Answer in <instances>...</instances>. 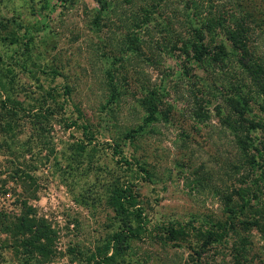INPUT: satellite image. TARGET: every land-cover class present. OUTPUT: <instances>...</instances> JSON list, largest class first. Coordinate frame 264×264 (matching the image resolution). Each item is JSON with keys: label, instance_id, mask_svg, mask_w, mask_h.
<instances>
[{"label": "rangeland", "instance_id": "374dc122", "mask_svg": "<svg viewBox=\"0 0 264 264\" xmlns=\"http://www.w3.org/2000/svg\"><path fill=\"white\" fill-rule=\"evenodd\" d=\"M93 7H97L94 0H0V100L20 104L14 136L0 131V205L12 214L33 212L48 224L53 255L41 264H83L72 250L93 249L115 221L100 181L115 177L130 181L145 228L132 240L124 264H182L193 237L165 239L163 227L220 214L219 203L208 189L195 186V170L201 168L202 177H209L211 184L229 183L218 180V166L210 158L216 151L231 154L229 137L220 129L213 109L220 105L213 83H220L223 74L217 67L207 66L205 72L191 64L189 73L178 78V67L170 76L165 69L175 66L171 59L165 58L157 67L134 63L139 73L164 86V99L173 108L167 122L158 119L145 126L133 142L121 138L122 130L141 123V114L131 94L113 106V113L104 104L108 91L102 72L84 44L90 36L88 18ZM24 24L31 25L33 35L26 46L22 43L27 35L19 26ZM9 30L19 36V43L2 40ZM259 50L264 51V40ZM193 94L208 115L202 122L192 114L197 109ZM40 108H47L48 120L34 135L25 110ZM80 142L86 143V151L77 157L75 144ZM113 143L130 159L131 169L120 154L112 152ZM135 160L147 173L136 172ZM8 239L0 232V264H20L22 253L2 245Z\"/></svg>", "mask_w": 264, "mask_h": 264}, {"label": "trees", "instance_id": "16d2710c", "mask_svg": "<svg viewBox=\"0 0 264 264\" xmlns=\"http://www.w3.org/2000/svg\"><path fill=\"white\" fill-rule=\"evenodd\" d=\"M94 1L97 7L90 9V36L84 44L102 72L103 86L108 91L104 104L113 113V106L131 94L141 114V123L122 130L118 134L121 138L133 142L147 129L145 126H152L158 119L167 122L173 108L164 99V86L139 73L134 63L157 67L165 58L171 59L175 66L167 65L165 69L170 76L178 67V78L180 73H189L191 64L205 72L207 66L217 67L218 73L223 74L220 83H213L220 97V105H214L213 109L220 129L229 137L231 154L224 156L216 151L210 158L218 166V180L229 183L224 187L209 183V177H202L204 171L199 167L194 179L198 189H208L218 201L220 214H203L182 225L168 223L163 227V238L193 237V245L190 243L182 264H264V51L259 50L264 40V0ZM169 3L174 7H169ZM19 26L27 35L22 43L26 46L33 39L29 33L31 25ZM1 38L20 41L11 30ZM228 66L233 68L228 71ZM190 84L195 86L194 82ZM0 87H3L1 80ZM66 92L64 89L63 94ZM196 97L193 94L197 109L192 114L202 122L208 115ZM8 102L0 100V131L14 136L20 104ZM25 112L34 135H38L48 120L47 108ZM91 141L89 137L88 142ZM85 144H75L77 157L86 151ZM112 152L120 154V160L129 169L133 167L117 143H113ZM133 165L136 172L147 173L136 160ZM100 184L106 204L114 213L113 228L93 249L72 252L83 264H124L132 251V240L145 228L142 208L137 205L130 181L115 177ZM0 232L9 235L3 247L22 253L20 264H31L30 260L32 264H41L53 255L52 231L33 212L12 214L0 205Z\"/></svg>", "mask_w": 264, "mask_h": 264}]
</instances>
